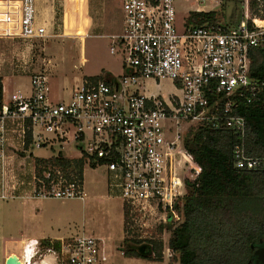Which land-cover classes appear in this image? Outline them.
Returning a JSON list of instances; mask_svg holds the SVG:
<instances>
[{
    "label": "built area",
    "instance_id": "built-area-1",
    "mask_svg": "<svg viewBox=\"0 0 264 264\" xmlns=\"http://www.w3.org/2000/svg\"><path fill=\"white\" fill-rule=\"evenodd\" d=\"M242 5L243 20L236 25L220 21L198 27L185 25L173 0H125L123 31L116 38L122 75L110 73L112 80L97 82L87 76L58 101L51 97L48 76L33 75L30 94H10L0 110V160L6 159L7 123L20 121L23 145L29 128L37 149L63 150L77 143L78 155L68 158L104 168L133 217L134 210H148L160 225L180 224L185 196L202 172L184 147L192 126L231 129L239 138L236 167L264 170V159L247 155L246 121L235 114L238 102H250L247 94L258 90L250 75L251 53L264 47V18L251 15L250 0ZM0 37L46 41L37 0H0ZM150 80L170 81L178 94L146 96L141 89ZM34 181L36 198H85L83 186L60 170L34 175ZM32 245L26 264H36L42 251L55 264H111L103 241L91 236L58 246Z\"/></svg>",
    "mask_w": 264,
    "mask_h": 264
},
{
    "label": "rangeland",
    "instance_id": "rangeland-1",
    "mask_svg": "<svg viewBox=\"0 0 264 264\" xmlns=\"http://www.w3.org/2000/svg\"><path fill=\"white\" fill-rule=\"evenodd\" d=\"M179 18L184 22L190 12V7L196 0H173ZM121 1L101 0L91 1L87 13L91 17L92 27L103 29L105 34L117 38L121 35L122 14ZM208 8H215L220 12V20L226 23H240L244 16V7L240 3H221ZM43 18L48 23L49 37L46 41L36 42L17 38L0 37V77L3 79L4 100H9L10 94L21 91L28 95L31 90V78L38 73H45L51 87V97L54 101L68 98L70 93L83 80L95 77L104 69H112L122 75L121 56L112 55L107 40H96L86 36H76L72 28L71 34H66L62 29L64 20L63 0H42L40 7ZM81 11L72 9L69 21L75 22L73 16L82 19ZM251 12V15L254 16ZM119 22V23H117ZM76 23V22H75ZM115 23L116 25H113ZM102 31V30H101ZM65 33V34H64ZM117 45V42L114 43ZM107 71H105L106 73ZM103 72V74H105ZM132 89H135L132 88ZM141 92L146 96H167L178 94L172 82L156 83L147 81ZM20 121L7 123V147L5 161L0 160V220L2 217V204H7L15 196L33 195L35 187L33 171L34 157L49 158L62 152L67 157L77 154L76 146H68L62 150L58 145L54 150L37 149L31 146L25 150L22 138ZM27 157V158H26ZM110 179L104 168L85 166L83 172L84 201L79 198L71 199H45L25 200L28 213L38 210L57 220L53 221L54 229L65 237L91 236L103 239L106 243L104 250L111 264H179L172 260L173 252L169 248L170 233L158 232L160 226L158 217L147 211L134 210V224L132 232L140 240H162L164 243V260L150 261L144 258H129L123 253L125 245L124 233V201L119 193L110 187ZM37 207V208H36ZM29 216V214H28ZM35 223L26 224L25 235L31 238L42 237ZM14 231H11L12 233ZM9 234V232H8ZM133 235V234H132ZM131 235V236H132ZM130 236V237H131ZM0 239V264L6 263L7 249ZM58 245V244H57ZM32 246V245H31ZM45 251L35 257L36 264H42Z\"/></svg>",
    "mask_w": 264,
    "mask_h": 264
},
{
    "label": "trees",
    "instance_id": "trees-1",
    "mask_svg": "<svg viewBox=\"0 0 264 264\" xmlns=\"http://www.w3.org/2000/svg\"><path fill=\"white\" fill-rule=\"evenodd\" d=\"M243 1L221 0V3L242 4ZM250 10L254 16L264 18V0H250ZM219 16V11L190 12L185 25H216L221 21ZM251 56L250 75L259 87L255 95L247 94L250 102L247 98L238 102L235 114L246 121L247 155L264 159V47L252 51ZM105 78L110 81L113 76L105 73L91 80L97 82ZM3 103L4 86L0 77V110ZM32 141L29 128L24 142L26 151ZM238 141L237 134L228 128L192 126L188 130L184 138L185 151L202 172L185 196L183 222L158 228L159 233L164 230L170 233L169 248L175 263L254 264L257 260L255 252L264 245V170L236 167L233 151ZM85 166L84 158H68L62 152L47 159L34 157L37 178L43 177L45 171L60 170L67 180L82 186ZM132 218L129 206L124 204L123 254L129 258L163 261V241L136 238L130 227L134 224ZM142 244L152 247L151 257H143L131 248ZM46 245L51 246V243L46 242Z\"/></svg>",
    "mask_w": 264,
    "mask_h": 264
},
{
    "label": "crops",
    "instance_id": "crops-1",
    "mask_svg": "<svg viewBox=\"0 0 264 264\" xmlns=\"http://www.w3.org/2000/svg\"><path fill=\"white\" fill-rule=\"evenodd\" d=\"M63 1H64V11H65L64 12L63 25H62L63 31L64 32L66 31L65 28L67 29V26H66V24H67L70 29L69 30L67 29V31L65 32L66 34H71L70 31L73 28L75 30L76 36L84 35V36H86V40H88L89 38L96 39V40H99V39L100 40H103V39L107 40L109 47H110V50H111V45H112V42L114 39L113 36L111 37V36L105 34L103 29H101V28L92 27L91 17L87 13V10H88L87 7H88L89 3H91V1H101V0H63ZM119 1H121L120 11L122 14V27H120V30L122 33V31H123V3L125 0H119ZM41 3H42V0H37V9H38V13H39V19L42 23H44L46 25V27L48 29V23L43 18L41 11H40ZM209 3H212L214 7L216 5H219L218 3H216L212 0L207 1L205 4H201L200 0H196V2L190 7L191 8L190 12L217 11V10H215V8L209 9L208 8ZM73 8L74 9L77 8L78 11H81L80 14H82L81 15L82 19L78 18L79 15L76 17L73 16L74 17L73 20H75L76 23L70 22V24H69V21L72 17V14H73V13L71 14V11ZM189 13H188V15H189ZM117 23H119V22H117ZM113 25H116V24L113 23ZM112 55H114V54H112ZM105 71H107L106 73H111L112 75L120 76V74L115 73L112 69H104L102 72H105ZM77 155L78 154H76L75 156H77ZM32 161H34V160H32ZM4 163L6 166V173H7V162L5 161ZM33 171H35L34 166H33ZM3 197L0 199L1 200L5 199L6 195H3ZM28 199H34V200H38V201L45 200V199L36 198L33 195L26 196V197L20 195V196L13 197L8 202H5L7 204H2L1 211L3 214H2V217L0 220V239L3 242V244H4L3 246L5 247V249H7V246H8V243H7L8 242V239H7L8 238V232L10 233L11 231H14L12 233L15 234L16 239H18L21 242L30 244V245H32L33 242H43V243H45V245H46V242H50L51 246H54L57 244L59 245L63 241H68L70 239L76 238V237L61 236L60 234L57 233V231H55L53 221L57 220L56 216H54V218H52V217L46 215L45 213H43L39 210L35 213L33 211L31 213H28V211H30V210H28V209L26 210V206H25V200H28ZM28 214H29V216H28ZM27 222L31 223V224L35 223L36 227L40 228L39 230L42 234V237L31 238L30 236L25 235L24 232H25V227H26ZM101 240L103 241L104 246L106 247L105 241L103 239H101ZM53 259L54 258L52 255L45 254L43 256V259H42L43 260L42 264H55Z\"/></svg>",
    "mask_w": 264,
    "mask_h": 264
},
{
    "label": "water",
    "instance_id": "water-1",
    "mask_svg": "<svg viewBox=\"0 0 264 264\" xmlns=\"http://www.w3.org/2000/svg\"><path fill=\"white\" fill-rule=\"evenodd\" d=\"M7 239L8 246L5 264H26L28 255L33 253V246L19 241L13 233H9ZM131 248L139 252L143 257H151L153 255L152 247L149 244L134 245ZM255 256L257 258L256 264H264V247L257 249Z\"/></svg>",
    "mask_w": 264,
    "mask_h": 264
},
{
    "label": "bare ground",
    "instance_id": "bare-ground-1",
    "mask_svg": "<svg viewBox=\"0 0 264 264\" xmlns=\"http://www.w3.org/2000/svg\"><path fill=\"white\" fill-rule=\"evenodd\" d=\"M117 42V39H113V42H112V45H111V53L116 55V52H117V45H115L114 43ZM33 262H31L32 264ZM45 263V262H44ZM53 263V262H52Z\"/></svg>",
    "mask_w": 264,
    "mask_h": 264
},
{
    "label": "flooded vegetation",
    "instance_id": "flooded-vegetation-1",
    "mask_svg": "<svg viewBox=\"0 0 264 264\" xmlns=\"http://www.w3.org/2000/svg\"><path fill=\"white\" fill-rule=\"evenodd\" d=\"M261 247H264V245H263V246H261ZM261 247H260V248H261ZM258 249H259V248H258ZM256 261H257V260H255L254 264H256Z\"/></svg>",
    "mask_w": 264,
    "mask_h": 264
}]
</instances>
